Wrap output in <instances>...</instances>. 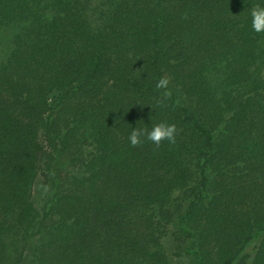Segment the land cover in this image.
Returning <instances> with one entry per match:
<instances>
[{
  "label": "trees",
  "instance_id": "16d2710c",
  "mask_svg": "<svg viewBox=\"0 0 264 264\" xmlns=\"http://www.w3.org/2000/svg\"><path fill=\"white\" fill-rule=\"evenodd\" d=\"M254 5L0 0V264H264Z\"/></svg>",
  "mask_w": 264,
  "mask_h": 264
},
{
  "label": "clouds",
  "instance_id": "9594fccd",
  "mask_svg": "<svg viewBox=\"0 0 264 264\" xmlns=\"http://www.w3.org/2000/svg\"><path fill=\"white\" fill-rule=\"evenodd\" d=\"M250 16L251 28L254 32H264V6L254 5L248 9ZM169 77L161 76L155 82V88L163 90L161 97L156 99V104L159 105L163 98H166L170 93L168 90ZM145 128H132L129 132L128 140L132 145H136L141 142V137H145L147 140L152 141L157 146L161 140H167L169 143H173L175 140L176 126L172 123L159 122L153 124L150 130H147L145 136Z\"/></svg>",
  "mask_w": 264,
  "mask_h": 264
},
{
  "label": "rangeland",
  "instance_id": "374dc122",
  "mask_svg": "<svg viewBox=\"0 0 264 264\" xmlns=\"http://www.w3.org/2000/svg\"><path fill=\"white\" fill-rule=\"evenodd\" d=\"M7 49H8V47H7V43H6V41H1V42H0V59H2V58L6 55ZM37 195H38V194H37ZM35 198H36V200L38 201L39 196H37V197H35ZM37 201H35V203H36ZM166 248H167V250L170 249V248H171V244H169V243L167 242ZM167 252H169V251H167Z\"/></svg>",
  "mask_w": 264,
  "mask_h": 264
}]
</instances>
